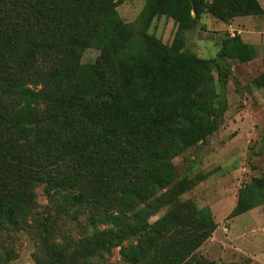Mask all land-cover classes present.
I'll list each match as a JSON object with an SVG mask.
<instances>
[{"label": "trees", "instance_id": "16d2710c", "mask_svg": "<svg viewBox=\"0 0 264 264\" xmlns=\"http://www.w3.org/2000/svg\"><path fill=\"white\" fill-rule=\"evenodd\" d=\"M117 4L0 0V232L32 230L34 264H219L193 254L217 223L211 209L180 199L194 181L173 159L218 129L226 105L217 84L232 75V60H252V48L235 34L217 57H195L135 30ZM145 8L181 26L191 10L264 16L260 0H146ZM87 48L99 50L92 63L82 62ZM139 56L146 62L136 66ZM251 84L264 89V71ZM263 203L264 176L239 191L231 217ZM4 251L0 264L10 259Z\"/></svg>", "mask_w": 264, "mask_h": 264}, {"label": "rangeland", "instance_id": "374dc122", "mask_svg": "<svg viewBox=\"0 0 264 264\" xmlns=\"http://www.w3.org/2000/svg\"><path fill=\"white\" fill-rule=\"evenodd\" d=\"M145 7L146 0H118L116 9L124 22L133 23L135 30L142 31L169 47L179 46L182 51L204 59L217 57L224 38L234 36L240 28V26L237 28L235 23L238 16L220 20L209 13L196 16L191 10L190 21L186 26H181L174 15L158 14V9L147 13ZM186 15H188L187 11ZM245 24L246 29L253 30L257 27L255 23ZM258 29L262 27L259 25ZM98 56L99 50L87 48L82 55V62L92 63ZM139 57L136 66L146 62L145 57ZM191 61L195 62L190 58L180 62V65L188 66ZM192 63L190 66L194 69ZM231 66L232 75L228 76L227 82L221 86L217 84V91L226 105L223 113L219 112L221 123L218 129L205 142L173 159L178 175H188L194 181V185L183 193L180 199L184 202L192 201L195 205H192L191 209L196 207L211 209L212 205L217 211L226 212L223 228L230 226L232 211L230 213L229 211L235 199L238 200L239 191L253 178L264 176V89H258L251 84L252 80L264 70V57L246 63L232 60ZM130 73V68L126 67L122 72L124 76H129ZM213 75L214 82H218L216 70L213 71ZM181 84L182 82L178 83ZM192 91L193 88L188 89V92ZM36 193V209L45 216L48 200L43 186L38 187ZM259 206L263 207L260 212L256 211L253 215L244 214L236 222L237 225H243L247 221L251 226L243 232L250 234L256 230L253 225L254 220L263 219L262 223L259 222L260 226L257 230L259 238L262 239L259 241L261 245L259 250L264 251V203ZM166 210V208L160 210L157 215L150 218V221L158 219ZM217 218L219 220L221 218L218 213ZM64 229L70 231L76 238L83 235L76 222H67ZM224 233L227 234L226 231ZM210 238H202L201 245L193 253L196 258L214 260L219 264L230 262L261 264L259 261L252 262V259L243 253L234 252L232 246H229V249L225 243H212ZM37 247L38 240L29 228L0 232V252L3 254L4 250L9 251L10 259L6 261L7 264H34L33 253ZM118 251L119 248H116L110 261L119 260ZM4 257L8 256L4 254Z\"/></svg>", "mask_w": 264, "mask_h": 264}, {"label": "crops", "instance_id": "0c3cea01", "mask_svg": "<svg viewBox=\"0 0 264 264\" xmlns=\"http://www.w3.org/2000/svg\"><path fill=\"white\" fill-rule=\"evenodd\" d=\"M260 3H261L262 8L264 9V0H260ZM253 16L252 15L238 16L236 17V20H235V23L237 24L236 27L238 28L240 26V28H238L237 34L241 35L245 42H249L250 47L252 48L253 58L250 61L261 60V58L264 57V24H263L264 16L256 15L254 18ZM246 22L251 23V25L255 23L257 27H255L253 30L246 29L247 27L245 24ZM257 23H262V24L257 25ZM259 25L262 27V29L260 30L258 29ZM243 28H245V30ZM246 32H249L251 34L248 35V33ZM236 202H237V199H235V201L232 203L229 213L235 208ZM210 208L213 211L215 222L217 223V228L215 229V231L213 232V235L210 238L211 242L219 243V244L221 242L225 243L228 248L229 246H232V248H234V252H240L246 256H249L252 259V262L259 261L261 262V264H264V251L259 250L260 249L259 247L261 246L259 244V241L262 239L259 238V234L257 230V227L260 226L259 222L261 221L262 223L263 219L260 221L254 220L253 225L256 228V230H253V232H251L250 234H245V232H243L248 226H251V225H248L247 221L244 222L243 225H237V222H236V220L240 216H243L244 214L253 215L256 211L260 212V210H262L263 207H260V206L254 207L242 214L232 217L230 226H228L229 228H223V226L225 225L224 218H225L226 212L222 213L220 211H217L215 208H213L212 205L210 206ZM217 213L221 217L220 220L217 218ZM223 230L226 231L227 234L224 233ZM225 250L227 251V248H225Z\"/></svg>", "mask_w": 264, "mask_h": 264}]
</instances>
